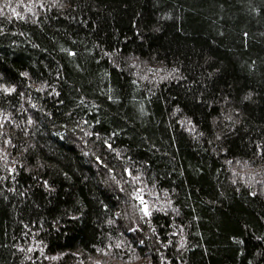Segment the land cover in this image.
<instances>
[{
  "label": "trees",
  "instance_id": "1",
  "mask_svg": "<svg viewBox=\"0 0 264 264\" xmlns=\"http://www.w3.org/2000/svg\"><path fill=\"white\" fill-rule=\"evenodd\" d=\"M0 264H264V0H0Z\"/></svg>",
  "mask_w": 264,
  "mask_h": 264
},
{
  "label": "snow or ice",
  "instance_id": "2",
  "mask_svg": "<svg viewBox=\"0 0 264 264\" xmlns=\"http://www.w3.org/2000/svg\"><path fill=\"white\" fill-rule=\"evenodd\" d=\"M138 199L140 200L141 204H144L143 211H144L145 215H149L150 213L148 212L147 205H146V202L144 201L143 197L138 196Z\"/></svg>",
  "mask_w": 264,
  "mask_h": 264
}]
</instances>
